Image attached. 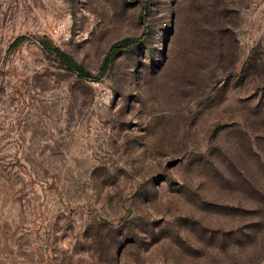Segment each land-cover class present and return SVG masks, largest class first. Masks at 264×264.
<instances>
[{"label":"rangeland","instance_id":"obj_1","mask_svg":"<svg viewBox=\"0 0 264 264\" xmlns=\"http://www.w3.org/2000/svg\"><path fill=\"white\" fill-rule=\"evenodd\" d=\"M0 264H264V0H0Z\"/></svg>","mask_w":264,"mask_h":264},{"label":"trees","instance_id":"obj_2","mask_svg":"<svg viewBox=\"0 0 264 264\" xmlns=\"http://www.w3.org/2000/svg\"><path fill=\"white\" fill-rule=\"evenodd\" d=\"M147 35L146 31H143L140 35H136V36H126L123 38H120L116 41H114L108 48L102 63L100 65V72H104L108 66V63L112 60V58L118 54L121 51L130 49L132 47H134L135 45H137L142 39H144ZM42 45H44L45 47H47V44L44 43V41L41 42ZM53 51H55V53L57 55L60 56V58H62V60H64L69 67L73 68L74 70L77 71L78 74L80 75H89V72H87L85 70V68L76 62V60L67 52L61 50L59 47H54Z\"/></svg>","mask_w":264,"mask_h":264}]
</instances>
